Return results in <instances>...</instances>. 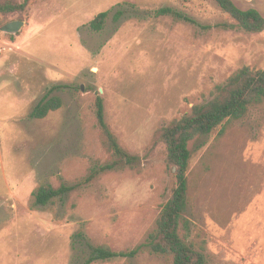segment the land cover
Segmentation results:
<instances>
[{
    "label": "rangeland",
    "instance_id": "1",
    "mask_svg": "<svg viewBox=\"0 0 264 264\" xmlns=\"http://www.w3.org/2000/svg\"><path fill=\"white\" fill-rule=\"evenodd\" d=\"M231 1L264 17V0ZM100 13L94 32L89 23ZM12 21L21 30L2 32ZM233 24L213 0H31L19 14L0 15V264H86L101 245L141 247L133 258L92 264H171L146 246L174 188L154 135L238 69H264V31ZM98 96L118 144L138 160L87 183L110 160ZM52 97L59 109L29 117ZM189 150L180 233L206 264H264V105ZM39 185L68 191L31 208Z\"/></svg>",
    "mask_w": 264,
    "mask_h": 264
},
{
    "label": "trees",
    "instance_id": "2",
    "mask_svg": "<svg viewBox=\"0 0 264 264\" xmlns=\"http://www.w3.org/2000/svg\"><path fill=\"white\" fill-rule=\"evenodd\" d=\"M31 0L21 3L11 0L0 1V15L6 16L21 13ZM226 14L233 25L247 33L264 31V17L256 10H240L231 0H213ZM169 9H160L158 16L170 14ZM106 13L98 14L89 27L99 32L104 23ZM186 22L188 20H185ZM60 100L56 97L43 99L34 108L29 117L41 120L51 111L60 108ZM264 105V69L242 67L229 76L223 83L214 86L210 99L191 107L189 113L178 120H172L161 127L154 135V143L165 147L166 162L174 177V188L162 206L156 221L155 229L147 237L146 246L156 255L169 257L171 264H206L201 251H196L187 242L184 215L188 207V170L190 160L189 144L197 138L206 136L216 129L219 135L235 121L244 118L249 108ZM95 118L100 129L101 145L110 160L97 169H92L85 182H90L99 173H108L123 164L133 167L138 160L128 154L119 144L104 119V105L101 97L95 99ZM68 190L65 187L53 189L49 185H39L30 194L31 208L46 206L54 198L62 196ZM141 246L130 251L114 252L101 245L91 249L86 264L108 262L114 258H133Z\"/></svg>",
    "mask_w": 264,
    "mask_h": 264
},
{
    "label": "water",
    "instance_id": "3",
    "mask_svg": "<svg viewBox=\"0 0 264 264\" xmlns=\"http://www.w3.org/2000/svg\"><path fill=\"white\" fill-rule=\"evenodd\" d=\"M22 27H23V22L12 21L4 25V27L2 28V32L10 35H15L21 30Z\"/></svg>",
    "mask_w": 264,
    "mask_h": 264
},
{
    "label": "bare ground",
    "instance_id": "4",
    "mask_svg": "<svg viewBox=\"0 0 264 264\" xmlns=\"http://www.w3.org/2000/svg\"><path fill=\"white\" fill-rule=\"evenodd\" d=\"M95 71V70H94Z\"/></svg>",
    "mask_w": 264,
    "mask_h": 264
}]
</instances>
